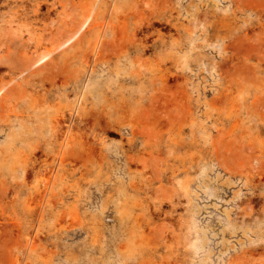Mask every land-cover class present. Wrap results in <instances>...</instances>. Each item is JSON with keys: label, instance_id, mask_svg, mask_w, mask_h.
Masks as SVG:
<instances>
[{"label": "rangeland", "instance_id": "obj_1", "mask_svg": "<svg viewBox=\"0 0 264 264\" xmlns=\"http://www.w3.org/2000/svg\"><path fill=\"white\" fill-rule=\"evenodd\" d=\"M11 81L0 264H264V0H0Z\"/></svg>", "mask_w": 264, "mask_h": 264}, {"label": "bare ground", "instance_id": "obj_2", "mask_svg": "<svg viewBox=\"0 0 264 264\" xmlns=\"http://www.w3.org/2000/svg\"><path fill=\"white\" fill-rule=\"evenodd\" d=\"M90 20V17H88L86 19V21L83 23V25L81 26V28L77 31V33L72 37L70 38L68 41H65L64 44L60 45L59 48H63V47H66L67 45H69V43L77 37V35L83 30L85 29V27L87 26V23L88 21ZM51 53H48L47 55H44L43 57H41L38 61H36L37 63H35L36 65H40V64H43L50 56ZM13 83V81H11L10 83L8 84H4V86H2L0 88V96L5 92V90Z\"/></svg>", "mask_w": 264, "mask_h": 264}]
</instances>
